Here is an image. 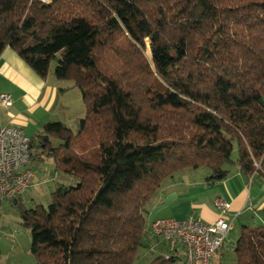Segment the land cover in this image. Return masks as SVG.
Here are the masks:
<instances>
[{"label": "trees", "instance_id": "1", "mask_svg": "<svg viewBox=\"0 0 264 264\" xmlns=\"http://www.w3.org/2000/svg\"><path fill=\"white\" fill-rule=\"evenodd\" d=\"M6 47L41 78L54 62L85 107L75 129L52 120L29 137L30 160L69 181L46 206L8 198L30 228L26 264H133L167 178L264 176V0H0ZM234 254L264 264V224L242 225Z\"/></svg>", "mask_w": 264, "mask_h": 264}, {"label": "crops", "instance_id": "2", "mask_svg": "<svg viewBox=\"0 0 264 264\" xmlns=\"http://www.w3.org/2000/svg\"><path fill=\"white\" fill-rule=\"evenodd\" d=\"M57 91L55 83L48 77L41 78L10 47H6L0 54V93L8 94L11 98L10 105L0 103V128L6 125L17 126L30 137L43 123L54 118L59 120L58 108L54 109ZM229 168L228 176L214 183H206L205 175L200 176L199 170H183L177 172L174 177L167 178L150 205L147 227L150 222L159 218L194 217L213 222L218 214L214 204L216 198L229 203V217L232 223L230 230L234 228L236 220H241V226L264 224V176L256 173L247 176L237 165H230ZM230 230L225 240L230 235ZM225 240L219 256L221 264ZM141 248L142 259L153 255L178 257L182 254L184 264V246L178 239L167 240L148 231ZM12 249L10 247L8 251L12 252ZM27 252L30 253L29 249Z\"/></svg>", "mask_w": 264, "mask_h": 264}, {"label": "built area", "instance_id": "3", "mask_svg": "<svg viewBox=\"0 0 264 264\" xmlns=\"http://www.w3.org/2000/svg\"><path fill=\"white\" fill-rule=\"evenodd\" d=\"M0 103L11 104L8 94L0 93ZM29 137L20 127L0 128V200L21 195L30 186L33 171L28 167ZM218 209L213 222L189 217L159 218L148 225V231L160 238L178 239L184 246L185 264H221L219 256L232 223L229 203L216 198Z\"/></svg>", "mask_w": 264, "mask_h": 264}, {"label": "rangeland", "instance_id": "4", "mask_svg": "<svg viewBox=\"0 0 264 264\" xmlns=\"http://www.w3.org/2000/svg\"><path fill=\"white\" fill-rule=\"evenodd\" d=\"M146 52L150 55L148 49V41H146ZM48 74V79L55 83L58 88L57 101L55 108L57 109V117L64 121L73 129L76 128V119L85 113L84 103L81 98L80 90L69 79H58L52 74V67ZM57 118H54V120ZM36 132H34L35 134ZM33 135V134H32ZM232 159L236 157V147L231 155ZM28 167L33 171V178L30 186L20 195V199L26 207H32L35 204L46 206L50 200V193L54 187L69 180L62 176L60 172L55 170V165L51 157L39 159L36 155L30 160ZM199 175H205L204 167L197 168ZM174 177V175H172ZM250 214L248 213V220ZM250 221V220H249ZM248 222V221H247ZM241 220L234 221V228L230 230V235L225 240L223 250V264H237L234 254V243L240 233ZM258 223H255L257 225ZM31 244L30 228L22 223V218L17 207L10 199L0 200V262L2 264H26L34 263L35 259L30 253H26ZM13 248L9 252V248ZM142 248L138 250V257L133 264L142 263ZM10 253V255H7ZM174 261L173 264H183L182 254Z\"/></svg>", "mask_w": 264, "mask_h": 264}]
</instances>
